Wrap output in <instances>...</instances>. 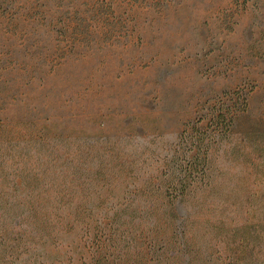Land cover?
Returning a JSON list of instances; mask_svg holds the SVG:
<instances>
[{"label":"rangeland","instance_id":"obj_1","mask_svg":"<svg viewBox=\"0 0 264 264\" xmlns=\"http://www.w3.org/2000/svg\"><path fill=\"white\" fill-rule=\"evenodd\" d=\"M0 264H264V0H0Z\"/></svg>","mask_w":264,"mask_h":264},{"label":"trees","instance_id":"obj_2","mask_svg":"<svg viewBox=\"0 0 264 264\" xmlns=\"http://www.w3.org/2000/svg\"><path fill=\"white\" fill-rule=\"evenodd\" d=\"M240 106H241V107H239L240 110H245V108H246V100L245 99L242 101V104ZM218 117L221 118V122H222L221 124L217 125L218 132L219 133L228 132L229 128L231 126L232 120H233V116H231L230 113L228 115H226L225 113L222 114L221 111H220ZM172 177H173L172 178V183L175 184V185H182L183 183L186 184L185 182H186V179L188 178L187 174H183V173H179V172H178L177 175H174ZM185 186L182 189L183 193H184V190L187 191Z\"/></svg>","mask_w":264,"mask_h":264}]
</instances>
